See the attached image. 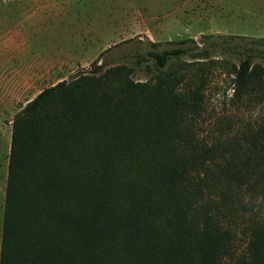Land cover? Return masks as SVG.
I'll return each instance as SVG.
<instances>
[{
	"label": "trees",
	"instance_id": "1",
	"mask_svg": "<svg viewBox=\"0 0 264 264\" xmlns=\"http://www.w3.org/2000/svg\"><path fill=\"white\" fill-rule=\"evenodd\" d=\"M187 41L145 82L97 61L15 114L0 264H264V67L234 68L254 119L208 138L205 74L171 68Z\"/></svg>",
	"mask_w": 264,
	"mask_h": 264
},
{
	"label": "rangeland",
	"instance_id": "2",
	"mask_svg": "<svg viewBox=\"0 0 264 264\" xmlns=\"http://www.w3.org/2000/svg\"><path fill=\"white\" fill-rule=\"evenodd\" d=\"M38 7L40 14L29 19ZM9 32L20 33L6 37ZM27 38V45L17 46ZM182 40L191 52L173 60L171 68L192 62L197 75L205 74L201 133L214 138L229 123L237 127L254 119L258 108L247 106L250 95L237 103L234 68L247 54L264 67V0H0V251L15 114L48 85L88 71L97 61L105 69L125 65L131 79L145 82L159 73L148 51ZM38 52L40 69L60 72L59 77L29 88L15 78L2 80ZM246 202L245 218L264 214V202Z\"/></svg>",
	"mask_w": 264,
	"mask_h": 264
},
{
	"label": "crops",
	"instance_id": "3",
	"mask_svg": "<svg viewBox=\"0 0 264 264\" xmlns=\"http://www.w3.org/2000/svg\"><path fill=\"white\" fill-rule=\"evenodd\" d=\"M41 10L38 8L31 10L28 14L29 19H33L35 18L38 14H40ZM20 33V32H19ZM16 32H9L7 33L6 37H14L15 35L19 34ZM28 44V38L26 40H22V43H18L17 46H22V45H27ZM39 53V52H38ZM31 54V53H30ZM41 54H35L34 58H29L27 59L24 63L23 66L21 67L20 70L15 71V70H11L9 72H6L4 75V78L2 80H9L10 78H15L17 81L20 82V86L21 87H25V88H29V87H36L39 85H44V84H39L38 82H45L46 80H55L57 77L60 76V72H57L54 74L53 71L47 72L45 70L40 69L41 64L43 63V59H40L38 57ZM38 58V59H37ZM29 64V66L27 67L26 65ZM48 78V79H47ZM63 80H67V79H63ZM60 82V81H59ZM57 82L50 84L48 86H53L55 85Z\"/></svg>",
	"mask_w": 264,
	"mask_h": 264
}]
</instances>
